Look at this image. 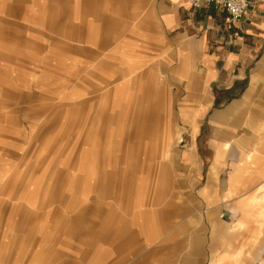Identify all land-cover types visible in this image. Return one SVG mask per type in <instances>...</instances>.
I'll return each mask as SVG.
<instances>
[{
    "label": "crops",
    "instance_id": "1",
    "mask_svg": "<svg viewBox=\"0 0 264 264\" xmlns=\"http://www.w3.org/2000/svg\"><path fill=\"white\" fill-rule=\"evenodd\" d=\"M251 1L0 0V264H264Z\"/></svg>",
    "mask_w": 264,
    "mask_h": 264
},
{
    "label": "built area",
    "instance_id": "2",
    "mask_svg": "<svg viewBox=\"0 0 264 264\" xmlns=\"http://www.w3.org/2000/svg\"><path fill=\"white\" fill-rule=\"evenodd\" d=\"M251 3V0H192L193 7L214 4L218 8L226 9L229 12L231 22H236L242 18L247 13Z\"/></svg>",
    "mask_w": 264,
    "mask_h": 264
},
{
    "label": "rangeland",
    "instance_id": "3",
    "mask_svg": "<svg viewBox=\"0 0 264 264\" xmlns=\"http://www.w3.org/2000/svg\"><path fill=\"white\" fill-rule=\"evenodd\" d=\"M58 115V114H57ZM56 115V117L51 116V122L48 124H51L50 127L45 126V127H41L39 128V130H46L45 136L49 137L51 136V142L45 145V151L43 153H40V160L41 162L49 157H53L56 153H57V148H58V143L57 140H53V138H57L58 135H60V133L58 132V126L55 122H58V116ZM41 119H44V117H41ZM85 130V129H84ZM89 130V129H88ZM135 129H132V131ZM66 134L67 135H71L74 136L75 135V129L74 128H70L68 127L66 129ZM84 134H87V131H84ZM178 139V138H176ZM57 155V154H56Z\"/></svg>",
    "mask_w": 264,
    "mask_h": 264
}]
</instances>
